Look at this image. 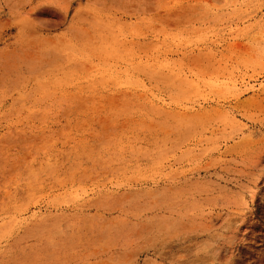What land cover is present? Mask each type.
Instances as JSON below:
<instances>
[{
	"label": "rangeland",
	"instance_id": "obj_1",
	"mask_svg": "<svg viewBox=\"0 0 264 264\" xmlns=\"http://www.w3.org/2000/svg\"><path fill=\"white\" fill-rule=\"evenodd\" d=\"M0 264H264V0H0Z\"/></svg>",
	"mask_w": 264,
	"mask_h": 264
}]
</instances>
